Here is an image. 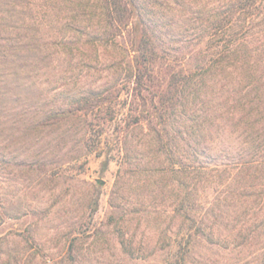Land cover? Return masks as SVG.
Wrapping results in <instances>:
<instances>
[{
  "label": "rangeland",
  "instance_id": "374dc122",
  "mask_svg": "<svg viewBox=\"0 0 264 264\" xmlns=\"http://www.w3.org/2000/svg\"><path fill=\"white\" fill-rule=\"evenodd\" d=\"M218 1L159 0L151 19L167 34L157 42L178 60L179 49L198 48L197 11ZM58 47L54 70L9 82L16 88L0 119V264H264V168L243 166L245 141L231 121L213 131L209 157L196 158L222 171L166 177L163 148L149 141L142 117L154 102L133 95L132 54L121 68L100 45L81 71L62 74L70 55ZM97 93L107 97L103 110L86 112ZM64 102L67 116L29 123ZM129 114L140 115L141 127L126 136ZM187 206L191 214L168 217ZM173 240L190 243L180 251L168 246Z\"/></svg>",
  "mask_w": 264,
  "mask_h": 264
},
{
  "label": "trees",
  "instance_id": "16d2710c",
  "mask_svg": "<svg viewBox=\"0 0 264 264\" xmlns=\"http://www.w3.org/2000/svg\"><path fill=\"white\" fill-rule=\"evenodd\" d=\"M158 1L0 0V119L16 88L10 79L54 70V45L70 55L68 67L60 69L62 74L87 66L94 58L89 49L110 46L112 62L121 68L132 54L133 95L145 105L148 97L154 102L153 110L142 117L148 123L149 141L163 148L166 177L209 175L213 168L222 171L219 165L209 167L210 161L199 165L196 158L209 157L208 140L228 121L245 141L240 150V157L246 158L243 166L264 168V153L259 155L264 151V0H220L210 9L201 7L197 11L199 47L179 49V60L174 47L157 42L167 34L151 19ZM127 36L128 44L121 43L120 38ZM96 95L99 99L88 103L86 112L103 110L107 97ZM69 109L65 102L49 106L28 120L48 125L53 113L67 116ZM139 117L129 114L126 136L130 128L141 127ZM130 151L125 149L127 160L133 158ZM181 210L168 217L174 221L193 212L189 206ZM189 243L173 240L167 244L183 251ZM122 244L131 246L124 238Z\"/></svg>",
  "mask_w": 264,
  "mask_h": 264
}]
</instances>
